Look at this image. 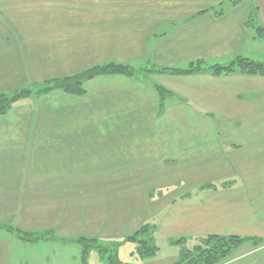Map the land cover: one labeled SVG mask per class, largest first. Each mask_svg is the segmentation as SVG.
I'll return each mask as SVG.
<instances>
[{
  "label": "crops",
  "instance_id": "obj_1",
  "mask_svg": "<svg viewBox=\"0 0 264 264\" xmlns=\"http://www.w3.org/2000/svg\"><path fill=\"white\" fill-rule=\"evenodd\" d=\"M235 1L0 0V93L112 61H264L246 24L256 6L264 28V0ZM153 80L173 92L162 109L147 81L113 74L83 96L54 90L0 114V221L55 238L23 243L0 228V264L25 263L30 245L120 241L146 222L157 243L244 238L221 264H264V77ZM171 250L136 260L176 264Z\"/></svg>",
  "mask_w": 264,
  "mask_h": 264
},
{
  "label": "trees",
  "instance_id": "obj_2",
  "mask_svg": "<svg viewBox=\"0 0 264 264\" xmlns=\"http://www.w3.org/2000/svg\"><path fill=\"white\" fill-rule=\"evenodd\" d=\"M235 2H238L236 0ZM258 7H252L249 19L246 21L247 26L250 25L255 28V34L258 37H264V28L257 26V9ZM262 31V32H260ZM258 33L260 35H258ZM186 68H160L152 65L155 68L157 74H194V73H205L210 72L212 75L221 76L229 74H244V75H260L264 77V62L248 58L245 56H237L233 60L226 64L210 63L204 59H198L192 61L186 65ZM120 74L130 78L143 79L152 85L158 92L160 97V107L163 108L164 100L173 95V92L165 87L164 85L153 80V77L148 75L146 72L136 70L130 64L109 62L100 64L98 66L86 69L75 74L48 80L44 83L33 85V88H21L18 91L11 93H0V114H6L10 111L13 106L17 103V100L22 97L23 94L32 96H38L42 93H48L52 90H63L64 92L73 93L74 95H83L85 89L83 87L87 79L93 78L99 75H113ZM0 228L7 229L12 233L19 241L23 243H33L38 241H49L54 238L52 233H39L34 231H26L20 228L12 226L0 225ZM158 225L152 222L143 223L137 231L128 235L124 239L111 240L108 242L102 241L99 238H87L80 237L77 240L82 243L83 246V262L86 264V255L90 250H97L103 261L106 264H124L118 256L119 246L125 242L134 244V251L131 253L132 256H138L142 259H150L157 254L160 247L154 238V234L157 232ZM63 240V239H62ZM200 243L193 247H188L189 240L185 237L173 239L171 244L179 247L178 260L176 264H217L222 260L228 259L233 250L242 244L245 239L240 237H223L217 235H210L205 237H199ZM65 241V240H63ZM68 242V241H67ZM108 246V247H107ZM110 251V252H109ZM109 252L110 255H106ZM128 264H132L131 262Z\"/></svg>",
  "mask_w": 264,
  "mask_h": 264
},
{
  "label": "rangeland",
  "instance_id": "obj_3",
  "mask_svg": "<svg viewBox=\"0 0 264 264\" xmlns=\"http://www.w3.org/2000/svg\"><path fill=\"white\" fill-rule=\"evenodd\" d=\"M256 24H257V21H256ZM257 26H258V24H257ZM260 32H262V31H260ZM258 35H260V34L258 33ZM259 46H260L259 48L264 53V41L261 42L259 44ZM261 55H262V53H261ZM193 61H196V60H193ZM258 61H260V60H258ZM112 62H114V61H112ZM191 62L192 61H189V62L185 63L184 65L172 66V67L186 68L187 67L186 65L188 63H191ZM261 62H264V61H261ZM117 63H122V62H117ZM103 64H105V63H103ZM98 65H100V64L93 65L91 67L85 68L84 70L90 69V68L98 66ZM130 65H132L134 69L141 70V72L144 71V72H146L148 75H150L152 77L156 76V74H157L155 68L152 67V65L149 62H146V64H137V65L130 64ZM160 68H169V67H160ZM81 71H83V70H81ZM72 74H75V73H72ZM72 74H69V75H72ZM161 74H167V73H161ZM69 75H65V76H69ZM65 76L52 77L51 79H47L45 81H41V82L35 83L34 85L39 84V83H44V82H46L48 80H52V79L54 80V79H57V78L65 77ZM99 76H101V75H99ZM95 77H97V76H95ZM95 77H93V78H95ZM93 78L87 79L86 82L91 80V79H93ZM85 83L83 85V87L85 89L84 94L86 93ZM28 87L34 89L33 85L26 86L25 88H28ZM53 91L54 90H52L51 92H53ZM48 93H50V92H48ZM66 93L70 94V95H74L73 93H69V92H66ZM44 94H47V93H44ZM41 95H43V93ZM83 95H78V96H83ZM31 97H33V96L29 95V93L28 94H23L22 97L17 100L16 104H18V103H20V104L27 103L28 100L31 99ZM0 225L8 226V224L6 225V223L2 222V221H0ZM87 238H91V237H87ZM154 238H155V240L157 239L156 234H154ZM102 241H104V240H102ZM113 241H115V240H113ZM71 242H73L74 244L71 245V246L64 245V248H61V246H59L57 244H52V243H49L48 245H44V246H37V244H36V246L30 245V246H28V248L27 247L26 248H22L21 247L20 254L25 257V259H24L25 263H23V264H78V262H80V264H85L84 262L82 263V255H83V253H82L83 252L82 244H89L90 242L89 243H82V244L79 242V240H71ZM41 243H44V242H41ZM199 243H200L199 240H195L193 242L188 243L187 245H188V247L191 248L194 245L199 244ZM157 245L161 248L160 250H163V252L166 253V255H171L173 253V250H171V249H174V251L178 250L177 245L167 244L163 240H159ZM134 247H135L134 244H130V242L129 243L125 242V243H123V244H121L119 246L118 256H119V258L121 259L122 262H123V260L127 261V260L130 259V255L129 254H131L134 251ZM14 248H15V250H17V247L15 246V244H14ZM109 252H106V255H110ZM15 256H16V254H15ZM86 256H87L86 260H85L86 264H102V263L106 264V262L103 261V259L101 258L100 253L97 250H90V252ZM138 258L139 257L136 256V255L133 256V261L134 262H131V263L132 264H142L140 261L136 260ZM99 259L101 260L102 263L100 262ZM139 260L142 261V258H139ZM224 261H225V259L220 261L217 264H221ZM123 263L124 264H128V262H123ZM175 263H177V262H175Z\"/></svg>",
  "mask_w": 264,
  "mask_h": 264
}]
</instances>
